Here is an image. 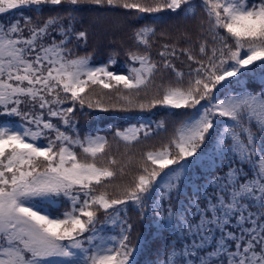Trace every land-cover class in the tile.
<instances>
[{
    "label": "snow or ice",
    "instance_id": "1",
    "mask_svg": "<svg viewBox=\"0 0 264 264\" xmlns=\"http://www.w3.org/2000/svg\"><path fill=\"white\" fill-rule=\"evenodd\" d=\"M93 9L202 12L198 55L164 43L154 60L158 34L145 25L126 75L109 70L114 57L93 66L73 51L87 42L73 13ZM11 10L19 17L0 18V264H139L150 246L130 212L155 237L149 264H264V0H0V14ZM181 55L187 74L173 62ZM165 72L174 79L163 83ZM112 89L123 104L103 103ZM77 105L191 111L167 143L122 161L105 137L81 136ZM150 131L115 136L131 146ZM130 167L131 181L112 183Z\"/></svg>",
    "mask_w": 264,
    "mask_h": 264
},
{
    "label": "trees",
    "instance_id": "2",
    "mask_svg": "<svg viewBox=\"0 0 264 264\" xmlns=\"http://www.w3.org/2000/svg\"><path fill=\"white\" fill-rule=\"evenodd\" d=\"M60 8V6H56ZM70 6L65 5L64 8ZM91 7V6H89ZM25 16L35 17V13L28 9L21 10ZM54 15L55 12H45L44 16ZM61 15L66 13L61 10ZM75 16V27L78 30H83L87 33V42L81 43L77 48L74 47L75 54L84 56L91 54V64L93 66H101L107 64L110 57L116 59V64L110 66L109 70L119 75H126L128 66L131 61L128 60L127 51L129 48H135L134 41L131 39L133 31L136 28L150 25L156 28L157 37L156 43L153 45L151 54L154 60H159L157 53L161 49V45L164 43H176L177 49L179 48H192L193 54L198 55L199 38V24L200 19L203 17L201 12L195 19H185L183 16H176L169 12H162L159 14H143L139 18L136 14H127L125 10L106 11V10H84L73 13ZM160 17L159 20L155 17ZM19 12L17 10H11L8 14H0V18L3 20H11L18 18ZM159 33H166L165 37L159 35ZM181 33H187L191 39L186 40ZM142 50V49H141ZM179 70H182L187 74L190 63L186 56H179L178 59L173 61ZM139 67L138 64L135 65ZM174 76L168 72L163 75V83H167L169 80H173ZM156 83L161 82V77L157 75L155 77ZM245 83H248L247 81ZM252 83L257 87L260 86L261 80L257 77ZM96 91H100L99 88ZM106 95L103 97V103L107 106L109 104H123L124 101L119 99V94L116 89L103 90ZM120 93H123V86H119ZM96 97H93L95 99ZM116 98V99H115ZM141 98L143 99V93ZM223 98V97H221ZM191 110L186 109H173L165 106L157 105L155 108L146 109L140 111L139 109H133L128 112H122L119 110H109L107 112L93 108L89 109L87 105L80 110L77 105L76 123L81 136L85 134L103 136L108 140V148L106 151L118 160L126 161L128 156L131 155L135 160H139L143 153L150 150H156L163 144L167 143L174 134V129L181 121L186 118V113H190ZM85 113L87 115H85ZM165 123V128H158L159 122ZM145 125L150 128L149 136L145 138L143 132L139 142L134 143L131 146H126L125 143L119 140L115 136L117 131H123L130 127H139ZM80 158H83V154L80 150H77ZM99 162V161H98ZM135 168H126V175L121 178L119 175L112 182L113 184L126 183L131 181L132 175L135 174ZM111 191V189H109ZM69 205L64 204L56 205L52 209H49L54 215L57 209L59 212H63ZM130 221L134 225L133 236L136 234H142L144 239L148 241L149 248L145 250L143 255H138L139 264H149L150 261L155 259V246L152 241L155 239L150 233L149 227L146 224H141L135 213H129ZM100 219H103V213L100 214ZM118 229L113 230V234Z\"/></svg>",
    "mask_w": 264,
    "mask_h": 264
},
{
    "label": "rangeland",
    "instance_id": "3",
    "mask_svg": "<svg viewBox=\"0 0 264 264\" xmlns=\"http://www.w3.org/2000/svg\"><path fill=\"white\" fill-rule=\"evenodd\" d=\"M116 99V98H115Z\"/></svg>",
    "mask_w": 264,
    "mask_h": 264
}]
</instances>
